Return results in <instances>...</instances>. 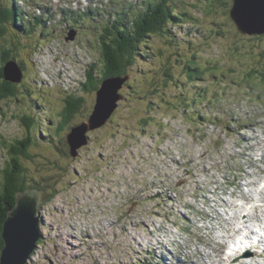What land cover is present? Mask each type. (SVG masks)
<instances>
[{
	"label": "rangeland",
	"instance_id": "374dc122",
	"mask_svg": "<svg viewBox=\"0 0 264 264\" xmlns=\"http://www.w3.org/2000/svg\"><path fill=\"white\" fill-rule=\"evenodd\" d=\"M0 1L16 3L29 24L46 7L51 16L44 15L46 22L33 25L32 34L25 23L23 29L13 23L0 27V60L1 46L7 51L6 41L14 42L10 56L26 68L21 82L26 87L18 84L20 97L8 104L0 101L4 110L0 113V168L6 145L30 135L33 157L24 158V165L32 179L44 177L45 190L56 194L49 202L39 201L44 240L25 264H143L145 259L185 264L186 258L190 264H202L193 249L203 248L205 242L204 253L221 250L223 264L237 263V259L228 263L224 257L226 242L221 234L227 240L235 230L227 231L225 217L219 220L223 211L219 204L230 211L227 199L259 190L246 183L249 178L236 181L242 172L258 170L264 177L261 151L251 150L259 144L258 136L264 144V132L253 124L262 121L264 125V78L258 77L264 73V37L237 31L227 11L229 0H171V8L190 13L194 22L187 17L182 25L169 27L167 34L153 33L140 42L143 58L128 68L130 75L124 78L123 95L109 124L86 133L89 142L74 157L66 136L72 126L88 119L95 103V92H85L82 83L91 64L100 63L98 41L103 32L97 21L102 16L92 13L94 19L87 23L85 7L105 8L112 0ZM123 13L118 19L117 13L107 15L102 23L112 18L122 27L123 18H131ZM70 28L80 30L74 39L68 38ZM16 33L20 36L13 39ZM199 50L205 63L212 59L220 65L218 72H206L202 80L191 83L184 79V67ZM165 62L175 66L174 80L163 76ZM249 72L253 73L250 83ZM150 75H161V84L148 81ZM137 83L140 86L134 87ZM200 86L206 88L205 96L192 111L184 110L183 100H192ZM220 90L223 96L217 99ZM69 95L83 96L85 106L69 119L65 130H59L65 123L58 112ZM24 112L37 118L36 124L40 122L34 128L32 124L29 133L20 120ZM236 128L239 135L230 131ZM57 147L71 149V157ZM250 160L256 163L251 165ZM215 198L218 201L211 202ZM257 204L264 208L263 200ZM259 225L254 230L263 235L264 227ZM209 235L214 242L210 243ZM227 244L231 254L234 243L228 240ZM247 254L239 256L243 259ZM247 261L257 264L264 259L252 256Z\"/></svg>",
	"mask_w": 264,
	"mask_h": 264
},
{
	"label": "trees",
	"instance_id": "16d2710c",
	"mask_svg": "<svg viewBox=\"0 0 264 264\" xmlns=\"http://www.w3.org/2000/svg\"><path fill=\"white\" fill-rule=\"evenodd\" d=\"M143 1L144 6L139 5L137 14L127 10L131 14V18L124 20L125 25L122 27L119 25L116 26L114 21L111 19L105 24L102 23L103 21L100 22V24L103 26V32L100 34L99 41L97 39L99 42L100 63H92L91 69L87 71V80L82 83L85 92H97L100 89L102 82L109 79L110 77L125 78L126 76L130 75L128 68L133 67L138 62L140 63V60L143 58V54L140 52V47H142L140 42L145 41L146 36L152 35L153 33L167 34L169 32L168 28L172 27L174 23L179 26L183 24V21L187 22V17H189V20H191V18L193 19V16H191L189 12L188 16L187 13L175 11L173 8H171V5H169L171 0ZM232 2L233 0H229L227 7L229 15ZM10 10L11 9H9V7H6L5 2L0 1V27L6 26V24L8 25L10 23ZM91 12L92 11L87 12L85 15H89ZM82 16L83 15H80L79 17ZM257 37H264V34ZM144 45L147 46L148 44ZM17 51L21 50L16 49V52ZM4 55L3 63L13 59L9 57V54L5 53ZM14 58L16 59V57ZM204 63L205 61L200 55V50L199 52H194L192 55H190L184 67L186 74L184 79L188 82L202 80L206 72H218L220 64H218L219 62L216 60L209 59V61H206L205 64ZM175 71V66L171 67L169 63L165 62V65H163L162 69L163 76L166 78L170 77L172 80H174L176 75ZM221 71L223 70L221 69ZM252 74V72L246 74V80H249V83L250 80L253 79ZM258 77L264 78V73H261V76ZM3 78L4 73L3 70L0 69V100L2 102H7L6 104H8V102L12 101L13 98L20 97L21 89L19 88V90L18 85H15L14 83ZM147 78L148 81L156 80L157 85L161 84V75H150ZM160 78L161 80H159ZM150 82L152 83L153 81ZM145 83H147V81ZM23 85L21 87L22 89L26 87ZM136 85L137 86L134 87L140 86L139 83ZM134 87L132 89H134ZM182 90L185 91L184 88H182ZM193 92L192 100L191 98L183 100L184 110L192 111L193 107H195L205 96L203 92H206V88H197ZM216 93L217 96L215 98L217 99L223 96V92H221V90ZM121 94L123 95V93ZM208 101L214 103V100L212 99H208ZM95 105L96 102L93 106H91L92 111L86 121L90 119ZM84 106L85 99L83 96L69 95V97L66 99V105L59 111V115L61 114L63 116V122L65 123L64 125H60L59 130H65V125L69 123V119L75 115V113L79 112L81 107ZM1 111L4 110L0 106V113ZM113 115L114 113L112 116ZM110 118L103 126L107 127L106 125L109 124V120H111ZM20 120L22 124L27 127L28 133L31 130L32 124H34L33 128L35 125H40V122L38 124L35 123L37 118L32 116L30 113L24 112L22 115H20ZM82 123L72 126L69 131L72 130L73 127L80 126ZM67 137L68 135L66 136V140ZM87 137L89 141V135H87ZM32 143L33 137L26 135L23 139H16L14 143L10 142L4 148L6 159L4 162H2L3 167L0 168V256L5 245V241L3 239L4 222L7 219L8 210L14 208L17 205L18 194H24L30 191L37 192L39 195V201L41 203H43V200L46 199L49 202L56 196L55 193H48L45 190L46 187L41 184V179L44 177H42L40 180L35 177L32 179L31 174L24 165V158L31 160L33 157L29 151ZM58 149H61L62 152L67 155V157H71V149H65L62 147H59ZM43 240L44 239L40 238L37 242V245ZM142 262L143 264H155L148 259H145Z\"/></svg>",
	"mask_w": 264,
	"mask_h": 264
},
{
	"label": "water",
	"instance_id": "95a60500",
	"mask_svg": "<svg viewBox=\"0 0 264 264\" xmlns=\"http://www.w3.org/2000/svg\"><path fill=\"white\" fill-rule=\"evenodd\" d=\"M230 16L242 35L256 36L264 34V0H233ZM75 32L69 39H74ZM23 77L22 71L14 61H9L4 67V79L19 83ZM124 78H109L103 81V87L97 92L94 111L88 121L72 128L67 140L76 157L78 149L89 141L86 133L104 125L118 107L122 96ZM39 211V195L30 191L18 194L17 205L8 210L4 222L3 247L0 264H25L36 249L41 238Z\"/></svg>",
	"mask_w": 264,
	"mask_h": 264
},
{
	"label": "bare ground",
	"instance_id": "6f19581e",
	"mask_svg": "<svg viewBox=\"0 0 264 264\" xmlns=\"http://www.w3.org/2000/svg\"><path fill=\"white\" fill-rule=\"evenodd\" d=\"M13 14L15 16V20H14L15 22L23 21L24 17H23L22 14H20L19 12H14ZM21 16H22V19H20ZM24 23L26 25L27 31H30L31 30V25L28 22H26V21H24ZM2 60H3V53H2V59L0 60V63L2 62ZM253 124L255 126H258L261 129V130H258L254 126L253 130H258V131H260L263 134L264 125L261 126V124H263L262 121H258L257 123H253ZM248 126H250V125H248ZM230 131L233 134L239 135L237 133V128H236V131L235 130H230ZM257 139L259 141V144L257 146L254 145V149H251V150H253V151L259 150V151H261L260 152L261 155H262L261 159L264 162V144H262V141L260 140L259 136L257 137ZM240 144L241 143H239V145ZM227 150H230V149L227 148ZM255 163H256L255 160L254 161L253 160L249 161V164H251V165H253ZM205 169H203L204 172L207 171V168H205ZM241 170L242 171L244 170L243 167H241ZM197 174L200 175V173H197ZM261 174H264V170L261 171ZM255 176H256V178H254ZM247 178H249L248 179L249 181L247 180L248 182L246 181V183L248 185H251V186L253 185V186L259 187V190H256L255 192H253V191H243V192H241V198L237 199V200H232L230 198L227 199L226 202H227V205L230 206V209H231L230 211L231 212L229 211L227 213V216H224L222 213H220L221 215H219V219L222 220L220 218L221 216L225 217L226 221L224 223L226 225H228L230 227V229L235 230V234L237 233L238 235H241L242 232H247L248 233L247 239H249L251 243H253L252 242V238L253 237H251V236H257L258 237V239L253 244H251V247L253 248V249L251 248V250H248L249 249L248 247L246 249H243L242 246H240V247L237 246L235 248L236 249V255H241V254H243V252L244 253L247 252L248 254H250V252H251V254H252V251L253 252L260 251L262 253V255H263V256H260V257H264V236L263 235H261V236L260 235L259 236L255 235L256 232H254V229H253L254 226L257 224V222L260 223V224L264 223V222L261 221L262 219H264V208H261V206H259L257 204V202H259V200H263L264 201V190H262V184L264 182V177L260 176V172L258 170L257 171L246 172V173L242 172L239 176H237L236 181L240 182V181H243L242 179H247ZM250 180H253L254 182L250 181ZM216 198H218V196H216ZM216 198L213 201H211V202L218 201V199H216ZM239 200L245 202L247 205L239 203ZM211 202H207V203H211ZM235 204H236V206H234ZM220 205L222 207L229 208V207L224 206L222 203L219 204V206ZM215 206H216V204H215ZM227 217L230 220L233 221V226H232V224H230V220ZM212 229H211V232H212ZM230 229H228V231ZM221 238L227 244L228 240H226V237L223 234H221ZM212 242H214V238H210V243H212ZM221 243H223V242H221ZM205 245L207 246L206 242H205ZM227 249H228V244L225 246L224 257H226L225 255H228L227 254L228 253ZM204 250L205 249H201V248H194L193 249V251H198L197 254L199 256H201L202 254H205L210 259H213L211 264H223V259L224 258H222L220 256L221 250H217V251H215V253H204L203 252ZM248 258H250V257L243 258V259H241L239 262H237L235 264H252V263L247 261ZM257 264H264V262L260 261Z\"/></svg>",
	"mask_w": 264,
	"mask_h": 264
}]
</instances>
